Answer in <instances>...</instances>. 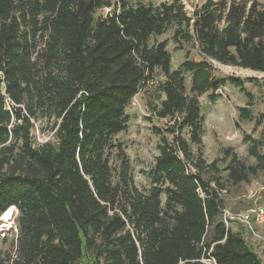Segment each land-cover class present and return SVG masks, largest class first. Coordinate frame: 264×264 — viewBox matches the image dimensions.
Wrapping results in <instances>:
<instances>
[{
  "label": "trees",
  "instance_id": "obj_1",
  "mask_svg": "<svg viewBox=\"0 0 264 264\" xmlns=\"http://www.w3.org/2000/svg\"><path fill=\"white\" fill-rule=\"evenodd\" d=\"M169 32L185 51L178 69L157 40ZM206 59L264 74V0H208L191 13L182 0H0V226L15 208L18 230L15 255L0 252V264H264L250 232L223 220L228 183H249L264 156L219 170L192 149L202 146L201 96L229 84L251 97ZM156 71L164 79L148 106L173 122V138L157 146L141 190L113 137ZM37 122L52 141L37 142Z\"/></svg>",
  "mask_w": 264,
  "mask_h": 264
},
{
  "label": "rangeland",
  "instance_id": "obj_2",
  "mask_svg": "<svg viewBox=\"0 0 264 264\" xmlns=\"http://www.w3.org/2000/svg\"><path fill=\"white\" fill-rule=\"evenodd\" d=\"M143 3L158 4L167 0H133ZM188 13H191L195 6L208 0H182ZM218 1V0H213ZM261 1V0H258ZM110 10L98 12V15H107ZM159 42H168V51L172 56V69H178L185 60V51L176 50L172 40V32H169L157 39ZM191 59L201 62L203 57L196 50L192 51ZM212 66V75L216 78H236L245 81V88L250 94V98L241 93L239 89L231 85H226L214 96L211 92L199 98L201 112L204 118L202 146L199 149L193 146L194 153H202L207 164L217 161L219 170H223L231 161L232 157H237L248 166L256 165L258 160L252 155V151L260 156H264V74L255 73L241 68L219 64L206 59ZM163 76L156 71L153 83L149 87L140 91L126 108L129 117L128 129L126 132L113 137L115 144L124 150L129 159L132 176L136 186L141 190H147L151 186L148 177L150 170L154 167L155 159L159 154L157 146L163 143V138L168 142L172 141L173 135L165 129L173 124L170 120H157L151 114L148 106L150 100L148 94L154 92L156 84L163 81ZM191 74H185V82L188 90L191 86ZM240 109H248L251 112L252 120L241 121L239 118ZM160 132V133H159ZM34 137L37 142L53 140L52 132L46 122L35 124ZM186 139L189 134L184 132ZM116 151L111 155V166L118 167ZM227 173L222 171V176ZM261 190L264 205V163L260 170L247 184L232 186L228 183V192L225 195L227 209L231 211H244L249 203L246 195L249 189ZM17 211L12 213L10 227L3 228L1 221L0 232V252L4 255H15L18 230L16 225ZM264 234V225L260 228ZM250 243L260 257L264 260V247L262 244L250 238Z\"/></svg>",
  "mask_w": 264,
  "mask_h": 264
},
{
  "label": "built area",
  "instance_id": "obj_3",
  "mask_svg": "<svg viewBox=\"0 0 264 264\" xmlns=\"http://www.w3.org/2000/svg\"><path fill=\"white\" fill-rule=\"evenodd\" d=\"M5 102L6 107L10 110V107L12 106L11 101L7 98ZM225 193L226 191H223V194ZM246 199L251 203L246 210L232 212L226 209L223 211L224 223L226 226H229L230 222H239L250 232L252 240L262 244L264 247V234L260 230V228L264 225V205L261 203V190H257L255 188L249 189Z\"/></svg>",
  "mask_w": 264,
  "mask_h": 264
},
{
  "label": "bare ground",
  "instance_id": "obj_4",
  "mask_svg": "<svg viewBox=\"0 0 264 264\" xmlns=\"http://www.w3.org/2000/svg\"><path fill=\"white\" fill-rule=\"evenodd\" d=\"M14 211H16L15 210V208H10L3 216H2V218H1V221H3V225H2V227L4 228H9L10 227V220L12 219V213L14 212ZM1 227V228H2ZM1 228H0V232H1Z\"/></svg>",
  "mask_w": 264,
  "mask_h": 264
}]
</instances>
